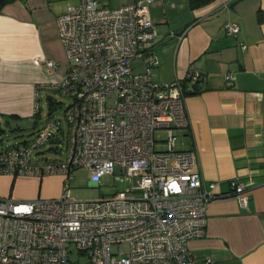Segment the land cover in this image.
I'll return each instance as SVG.
<instances>
[{
  "label": "built area",
  "instance_id": "1",
  "mask_svg": "<svg viewBox=\"0 0 264 264\" xmlns=\"http://www.w3.org/2000/svg\"><path fill=\"white\" fill-rule=\"evenodd\" d=\"M150 1L67 0L56 17L69 65L51 87L69 97L66 128L49 115L23 140L0 133V175H59L61 192L26 200L0 195V264H212L209 256L198 260L188 242L205 234L217 183L203 178L194 150L175 145V129L189 125L183 80L196 82L200 74L152 78L158 59L150 45L157 33ZM224 28L239 31L236 24ZM41 62L48 72L58 65ZM37 95L33 114L40 110ZM157 129L165 131L162 139ZM64 138V159L32 161L35 148ZM78 167L95 184L108 174L123 186L110 196L75 199L70 182ZM230 188L246 206V184L232 178Z\"/></svg>",
  "mask_w": 264,
  "mask_h": 264
},
{
  "label": "crops",
  "instance_id": "2",
  "mask_svg": "<svg viewBox=\"0 0 264 264\" xmlns=\"http://www.w3.org/2000/svg\"><path fill=\"white\" fill-rule=\"evenodd\" d=\"M66 5L10 0L0 10V120H32V134L41 125L33 114L36 91L48 103L49 93L57 92L51 84L69 65L56 23ZM148 12L157 31L150 42L158 59L152 78L184 79L190 69L200 74L196 82L183 80L189 125L175 129V145L195 151L201 175L217 183L220 196L207 206L205 234L190 239L189 247L212 264H264V0H212L198 7L189 0H152ZM226 23L239 26L235 36ZM43 58L57 62L53 72ZM51 177L62 180L0 175V195L32 199L30 187L40 190ZM232 178L248 187L246 206L232 195Z\"/></svg>",
  "mask_w": 264,
  "mask_h": 264
},
{
  "label": "rangeland",
  "instance_id": "3",
  "mask_svg": "<svg viewBox=\"0 0 264 264\" xmlns=\"http://www.w3.org/2000/svg\"><path fill=\"white\" fill-rule=\"evenodd\" d=\"M102 4H107L110 6H119L123 2L126 3L129 0H98ZM54 99V108L52 109V114L54 117H60L64 123V129L66 128V122L64 117V105L69 101V97L59 94L58 92L49 93ZM37 102L39 103L40 110L36 113V121L41 124L44 119L49 116V111L51 110L49 104L46 101V96L41 92L40 96L37 95ZM9 119L8 123L1 119L0 125L3 128L2 135L4 138H8L9 142H14L16 139L23 136L32 135V120L29 119H13L11 117L4 118ZM7 134V136H5ZM165 135V131L162 129H157L154 132L156 139H162ZM50 146L55 147L57 151H53ZM161 147V144L159 145ZM66 156L65 148V138L62 142H48L43 146L37 147L33 151L32 161L38 162L44 158H57L64 159ZM73 179L70 182V194L73 198L82 199H97L99 197L110 196L120 189L123 184L119 179L114 178L111 175H104L102 177L100 184H95L90 180V172L84 167H78L72 171ZM31 176V175H24ZM30 191H34V197L40 195L41 197H47V195L55 194L61 189L60 177H51L44 180L40 190L35 186L30 187Z\"/></svg>",
  "mask_w": 264,
  "mask_h": 264
},
{
  "label": "trees",
  "instance_id": "4",
  "mask_svg": "<svg viewBox=\"0 0 264 264\" xmlns=\"http://www.w3.org/2000/svg\"><path fill=\"white\" fill-rule=\"evenodd\" d=\"M8 1H10V0H0V10H1L2 6ZM210 1H212V0H189V3L192 7H198V6H201V5L208 3ZM48 104H49V107L51 109L48 113L50 115V114H52V109L55 107L54 106V104H55L54 99L49 98ZM2 130H3V128L0 125V133L2 132Z\"/></svg>",
  "mask_w": 264,
  "mask_h": 264
}]
</instances>
